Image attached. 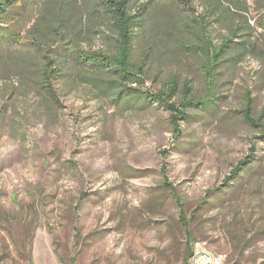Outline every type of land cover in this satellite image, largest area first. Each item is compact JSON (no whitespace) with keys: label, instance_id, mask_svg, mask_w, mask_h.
Returning a JSON list of instances; mask_svg holds the SVG:
<instances>
[{"label":"rangeland","instance_id":"obj_1","mask_svg":"<svg viewBox=\"0 0 264 264\" xmlns=\"http://www.w3.org/2000/svg\"><path fill=\"white\" fill-rule=\"evenodd\" d=\"M206 11L200 0H153L134 52L146 53L142 89L174 76L205 102L177 135L165 108L126 109L75 71L61 106L0 74V264H189L188 246L221 264H264V134L240 113L249 94L264 121V62L227 54L206 78L204 55L182 46L201 44L196 34L219 42L198 24Z\"/></svg>","mask_w":264,"mask_h":264},{"label":"trees","instance_id":"obj_2","mask_svg":"<svg viewBox=\"0 0 264 264\" xmlns=\"http://www.w3.org/2000/svg\"><path fill=\"white\" fill-rule=\"evenodd\" d=\"M152 1L0 0V74L16 77L21 92H34L51 105L61 106V89L69 80V71H75L82 83L90 84L126 109H141L153 103L165 108L177 135L180 132L178 121L188 117V109L205 102L195 99L189 81L185 80L180 87L174 76L166 79L156 92L141 88L146 77V53L139 58L134 52L150 15ZM176 1L186 4L192 0ZM200 1L207 11L206 21L203 19L198 24H203H200L203 32L206 27L218 32L219 42L213 44L209 38L195 36L191 31L201 44L182 46L204 55L208 68L206 78L210 79L211 70L227 54L233 63L246 56L264 62V0H254V16H250L246 0ZM251 18L254 25L249 23ZM15 24L25 28L23 36L20 35L22 30H14ZM97 39L105 49L93 46ZM252 103V98L246 94L241 116L263 135L262 115L257 118L252 115ZM252 157L251 152L236 163L225 178L224 186L248 166ZM164 185L173 194V188L167 183ZM218 189L220 187L208 189L206 194ZM180 218L188 224L183 212ZM190 256L188 246L185 263Z\"/></svg>","mask_w":264,"mask_h":264},{"label":"built area","instance_id":"obj_3","mask_svg":"<svg viewBox=\"0 0 264 264\" xmlns=\"http://www.w3.org/2000/svg\"><path fill=\"white\" fill-rule=\"evenodd\" d=\"M220 258L206 257V254L191 253L189 264H219Z\"/></svg>","mask_w":264,"mask_h":264},{"label":"bare ground","instance_id":"obj_4","mask_svg":"<svg viewBox=\"0 0 264 264\" xmlns=\"http://www.w3.org/2000/svg\"><path fill=\"white\" fill-rule=\"evenodd\" d=\"M194 253H199V254H206V257H213V258H220V263L221 264V257L218 255H215L209 251L203 250V249H195Z\"/></svg>","mask_w":264,"mask_h":264}]
</instances>
